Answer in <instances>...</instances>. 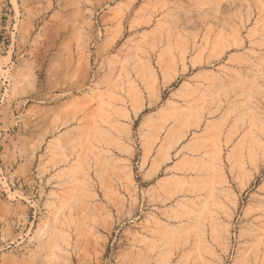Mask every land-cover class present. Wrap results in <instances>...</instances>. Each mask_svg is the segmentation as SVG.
<instances>
[{"label": "rangeland", "instance_id": "374dc122", "mask_svg": "<svg viewBox=\"0 0 264 264\" xmlns=\"http://www.w3.org/2000/svg\"><path fill=\"white\" fill-rule=\"evenodd\" d=\"M0 264H264V0H0Z\"/></svg>", "mask_w": 264, "mask_h": 264}]
</instances>
